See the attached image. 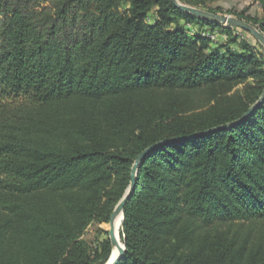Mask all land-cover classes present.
Masks as SVG:
<instances>
[{
  "label": "trees",
  "instance_id": "obj_1",
  "mask_svg": "<svg viewBox=\"0 0 264 264\" xmlns=\"http://www.w3.org/2000/svg\"><path fill=\"white\" fill-rule=\"evenodd\" d=\"M257 1L261 17L229 11L264 32ZM178 19L220 26L171 0H0V264L106 260L86 230L173 138L138 168L118 264H264V102L196 135L260 99L264 54Z\"/></svg>",
  "mask_w": 264,
  "mask_h": 264
},
{
  "label": "rangeland",
  "instance_id": "obj_2",
  "mask_svg": "<svg viewBox=\"0 0 264 264\" xmlns=\"http://www.w3.org/2000/svg\"><path fill=\"white\" fill-rule=\"evenodd\" d=\"M179 1L183 4L197 7V8L209 11V12L211 11L208 10L207 6L208 7L210 6L220 7L221 10L217 12L216 14L230 16L236 19L243 20L245 22H248V21L240 18L235 13L230 12L229 9H232L234 11L245 10L246 15L250 14V15H257L260 17L263 16V10H262L261 4L257 0H211L208 2L207 6H205L204 4H191L185 1H181V0ZM128 5L129 3L125 2L122 6V9L126 10ZM212 13H215V12H212ZM154 18L155 17L153 15H149L148 21L153 22ZM248 23L260 29L258 25H255L252 22H248ZM217 24H220V26H217L214 28L207 27V26L202 27V26H199L198 24H189L183 19H178V22H175L172 25V28L176 27L177 25H180L181 27L188 30L191 36H193L194 34H200L201 36L205 38H209L211 49L223 47L222 52H224V50H226V47H227V48H231L235 52L240 53V52L248 51V49L245 47L247 46L250 49H252L254 52H256L257 54H260V55L264 54V43L256 34L249 32L247 30H244L240 27L233 26V25H226L222 23H217ZM249 82L253 83V80H250ZM106 230L109 231V223L108 224L107 223H93L88 227V229L86 230L84 234V238L94 247L101 248L102 242L106 239H110L111 241L112 250L108 258L106 260L100 261L97 264H101L102 262H103L102 264H106L111 258V255L114 249V244L111 239L110 232L109 234H107ZM119 235L124 245L125 242L121 236L120 231H119ZM125 247H126V244H125Z\"/></svg>",
  "mask_w": 264,
  "mask_h": 264
},
{
  "label": "water",
  "instance_id": "obj_3",
  "mask_svg": "<svg viewBox=\"0 0 264 264\" xmlns=\"http://www.w3.org/2000/svg\"><path fill=\"white\" fill-rule=\"evenodd\" d=\"M171 1L179 9L184 10L186 12H189L191 14H194V15H196L198 17L205 18V19L214 21L216 23H222V24H226V25H233V26H236V27H240V28H242L244 30H247L249 32H252V33L256 34L264 43V34H263V32L258 27L254 26V25H252V24H250L248 22H245L243 20L236 19V18H233V17H230V16L212 13V12H209V11L197 8V7H193V6H190V5H187V4H183L179 0H171ZM263 102H264V93L262 94L260 99L238 120H235L233 122H229L227 124H224V125H221V126H218V127H215V128H211L209 130L200 132L199 134H196V135L197 136L198 135H205V134L214 132V131H216L218 129L231 128V127L243 122L244 120L248 119ZM177 140H179V138H173V139H169V140H165V141H161V142L155 143V144L151 145L150 147H148L147 149H145L136 158V160L134 162V165L132 167L130 186L127 189V191L124 194V196L122 197V199L119 201V203L115 207L114 212H113L112 217H111V220H110V223H109V232H110V236H111V239H112L114 245H115V240H116V234H115V232H116L115 231L116 219H117V217L120 214L123 215V219H124L125 204H126L127 200L129 199V197L131 196V194L134 191V188H135V185H136V180H137L138 168L141 165L143 159L146 156H148L149 153L153 149L159 147L160 145L168 143V142H172V141H177ZM118 249H119V253L116 256V258L114 260H112L111 262H109L110 259H111L110 258L109 261H108L109 263L107 262L106 264H118L119 263V260L121 259V257L123 256V254H124V252L126 250L125 244H124L123 247L121 245H118Z\"/></svg>",
  "mask_w": 264,
  "mask_h": 264
},
{
  "label": "bare ground",
  "instance_id": "obj_4",
  "mask_svg": "<svg viewBox=\"0 0 264 264\" xmlns=\"http://www.w3.org/2000/svg\"><path fill=\"white\" fill-rule=\"evenodd\" d=\"M122 221H123V215L120 214L117 217V219H116V224H115L116 240H115V245H114V249H113V252H112V256H111V259H110L109 262L114 260L116 258V256L118 255V253H119L118 245H121L122 247L124 246L122 241H121L120 235H119V231H120V227H121Z\"/></svg>",
  "mask_w": 264,
  "mask_h": 264
}]
</instances>
